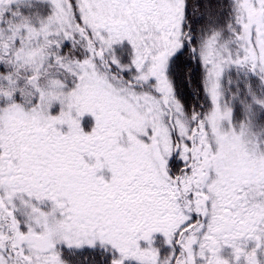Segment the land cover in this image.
<instances>
[{
  "label": "snow or ice",
  "instance_id": "6c2138e0",
  "mask_svg": "<svg viewBox=\"0 0 264 264\" xmlns=\"http://www.w3.org/2000/svg\"><path fill=\"white\" fill-rule=\"evenodd\" d=\"M264 264V0H0V264Z\"/></svg>",
  "mask_w": 264,
  "mask_h": 264
},
{
  "label": "rangeland",
  "instance_id": "374dc122",
  "mask_svg": "<svg viewBox=\"0 0 264 264\" xmlns=\"http://www.w3.org/2000/svg\"><path fill=\"white\" fill-rule=\"evenodd\" d=\"M225 264H226V262H225Z\"/></svg>",
  "mask_w": 264,
  "mask_h": 264
}]
</instances>
